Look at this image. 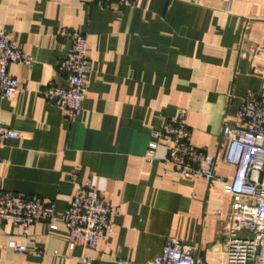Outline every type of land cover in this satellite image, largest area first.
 <instances>
[{"label": "crops", "instance_id": "obj_1", "mask_svg": "<svg viewBox=\"0 0 264 264\" xmlns=\"http://www.w3.org/2000/svg\"><path fill=\"white\" fill-rule=\"evenodd\" d=\"M0 27L33 57L11 65L20 82L0 96V120L21 134L0 150V189L39 198L64 212L90 183L110 208L114 232L95 250L72 240L63 223L0 226V264H150L170 238L197 247L211 264L230 227L236 168L224 160L226 124L241 125L247 94L264 97V0H136L121 8L90 0H0ZM88 39L89 90L70 121L63 104L44 99L48 85L67 86L58 70L67 43L61 28ZM188 111L191 142L216 158L212 185L166 175L170 140L152 132ZM150 143L157 144L148 157ZM25 244L28 253L7 248ZM42 251L38 258L34 252Z\"/></svg>", "mask_w": 264, "mask_h": 264}, {"label": "built area", "instance_id": "obj_2", "mask_svg": "<svg viewBox=\"0 0 264 264\" xmlns=\"http://www.w3.org/2000/svg\"><path fill=\"white\" fill-rule=\"evenodd\" d=\"M136 0H90L92 3L116 4L121 8L135 5ZM58 35L67 43L65 57L58 70L67 76V86L48 85L41 92L44 99L63 104L66 117L72 121L80 116L89 90L88 39L80 30L61 28ZM262 60L264 74V50L257 48L254 58ZM33 57L25 53L0 27V96L12 99L20 89V82L9 74L11 65L30 66ZM188 111L179 109L176 115L166 119L152 137L168 138L170 146L163 160L166 175H176L185 180L196 178L212 185L221 179L216 174V158L206 148H198L191 142L186 124ZM238 119L241 125L226 124L224 160L236 168L234 178L225 185V192L232 196L229 215L230 227L225 243L218 249V264H264V97L247 94L240 105ZM22 136L0 120V150L5 140H18ZM157 144L150 143L148 157H154ZM1 185V179H0ZM63 223L72 240L83 248L95 250L114 232L110 208L97 190L86 184L64 212L41 199H25L13 192L0 189V226L4 223L22 228L26 242L33 241L30 227L37 223L48 224L51 230ZM7 248L16 254L28 253L25 244L10 241ZM34 254L41 258L44 252ZM86 264L90 260L84 258ZM117 264H124L117 262ZM150 264H211L195 246L186 245L178 238H170L161 254Z\"/></svg>", "mask_w": 264, "mask_h": 264}]
</instances>
